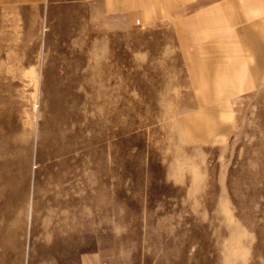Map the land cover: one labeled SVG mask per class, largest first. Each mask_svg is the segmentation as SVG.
Returning a JSON list of instances; mask_svg holds the SVG:
<instances>
[{
    "label": "rangeland",
    "instance_id": "1",
    "mask_svg": "<svg viewBox=\"0 0 264 264\" xmlns=\"http://www.w3.org/2000/svg\"><path fill=\"white\" fill-rule=\"evenodd\" d=\"M51 1L0 0V264H264V77Z\"/></svg>",
    "mask_w": 264,
    "mask_h": 264
},
{
    "label": "crops",
    "instance_id": "2",
    "mask_svg": "<svg viewBox=\"0 0 264 264\" xmlns=\"http://www.w3.org/2000/svg\"><path fill=\"white\" fill-rule=\"evenodd\" d=\"M77 1V0H70ZM137 23L153 19L156 0H81ZM50 2V0H47ZM51 2H59L52 0ZM168 22L177 25L200 53L221 52L229 77L241 94L264 77V0H168ZM206 57V56H205ZM92 256L84 264H93Z\"/></svg>",
    "mask_w": 264,
    "mask_h": 264
}]
</instances>
